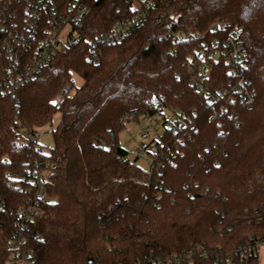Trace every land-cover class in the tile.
<instances>
[{
  "label": "trees",
  "instance_id": "16d2710c",
  "mask_svg": "<svg viewBox=\"0 0 264 264\" xmlns=\"http://www.w3.org/2000/svg\"><path fill=\"white\" fill-rule=\"evenodd\" d=\"M157 2L146 24L103 46L95 62L86 57L89 39L130 14L132 0H89L79 41L59 49L15 98H0V264H8V237L28 196L17 177L35 154L19 141L25 131L52 125L58 112L54 144L39 155L48 198L29 231L34 264H147L150 256L264 238V0ZM217 19L238 28L255 91L226 112L191 85L182 67L198 41L175 37ZM221 68L215 85L229 79ZM165 108L177 123L164 119L147 170L130 159L119 133L125 115L138 119ZM244 264H260L259 255Z\"/></svg>",
  "mask_w": 264,
  "mask_h": 264
},
{
  "label": "built area",
  "instance_id": "2783aa9c",
  "mask_svg": "<svg viewBox=\"0 0 264 264\" xmlns=\"http://www.w3.org/2000/svg\"><path fill=\"white\" fill-rule=\"evenodd\" d=\"M172 1L168 0V4ZM157 5V0H132L130 14L115 19L108 29L89 39L87 59L99 62L103 46L125 40L136 28L150 20ZM90 14L89 0H0V98H15L24 84L37 78L51 63L59 49L75 45L82 33L80 29ZM175 37L198 41L182 62V67L188 71L191 85L203 91L213 107L219 106L221 111L226 112L229 103L253 98L255 91L245 70L248 54L238 28L230 20L217 19L202 32L179 30ZM222 65L226 67L229 79L215 85L212 83L213 76L222 69ZM70 87L71 84L67 83L57 98L62 99ZM157 107L162 109L161 105ZM180 116H184V113ZM126 118L136 117L127 114ZM151 119L153 114L150 113L142 114L137 119L141 135L145 138L150 135L146 123ZM176 120L175 115L169 120V125L177 123ZM154 122L160 123V120L155 118ZM15 128L20 130L22 126ZM50 129L25 131L19 141V144L27 142L32 145L35 154L25 171L17 177L28 196L18 208L8 237V264H34L36 260L34 251L29 247V231L44 215L43 206L48 198V170L39 155L49 151L38 143V138ZM148 148L145 151L152 156L159 152L156 141ZM7 174L14 176L11 171ZM0 205L3 206L2 203ZM263 244L264 238L249 236L229 249H210L200 245L183 252L150 256L147 264H244L249 256L259 255Z\"/></svg>",
  "mask_w": 264,
  "mask_h": 264
},
{
  "label": "rangeland",
  "instance_id": "374dc122",
  "mask_svg": "<svg viewBox=\"0 0 264 264\" xmlns=\"http://www.w3.org/2000/svg\"><path fill=\"white\" fill-rule=\"evenodd\" d=\"M77 83H81V79L78 76H75ZM58 95V94H57ZM60 113H56L54 116L53 124L50 125V128H53L56 126V124L60 120ZM175 117L174 113L169 109L165 108L163 110V114H153V119L151 121H148L146 125L148 126V129L150 130L149 137H143L141 135V129H140V122L135 119L126 118L125 119V125L121 129L119 133V141L122 146L127 148L129 150V157L132 161H134L136 164L141 166L144 169L149 170L152 163V154L145 151V145L149 142H153L154 139H156L160 133L164 131V119H168L166 122V125H169V120L171 118ZM158 118L160 120V123H155L154 119ZM47 127V128H49ZM46 128V129H47ZM45 131V130H43ZM38 143L44 145L47 148H51L54 144V134L51 131H45L42 133V136L38 138ZM149 149V148H148ZM141 150L144 152L141 153ZM259 260L260 264H264V244L260 248L259 252Z\"/></svg>",
  "mask_w": 264,
  "mask_h": 264
}]
</instances>
